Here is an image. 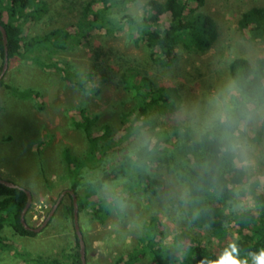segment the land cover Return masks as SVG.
Wrapping results in <instances>:
<instances>
[{"label": "rangeland", "instance_id": "374dc122", "mask_svg": "<svg viewBox=\"0 0 264 264\" xmlns=\"http://www.w3.org/2000/svg\"><path fill=\"white\" fill-rule=\"evenodd\" d=\"M43 1L47 4L48 12L41 21L28 24L25 34L29 38L59 28L70 31L79 18L82 2L87 0ZM147 1L139 0L129 13H142ZM192 7L195 8V5ZM251 8H264V0H207L202 13L216 21L218 40L214 48L204 55L177 51L179 64L171 70H161L151 65L146 47L142 44L136 47L126 32L111 37L97 30L92 32L89 42L52 56L62 73L55 68L9 60L3 77L5 85L0 87V179L31 194V206L24 217L25 223L33 229L40 228L61 194L70 190L69 185L73 181L67 176L63 152L69 149L74 156L82 157L88 150V141L82 131L84 122L79 114L81 109L90 118H100L92 128L95 135L103 136V129L107 127L114 140L125 135L130 125L141 124V120L134 122L136 100L118 84L115 74L107 84H100L97 75L95 82L87 86L89 92H83L65 79L64 72L74 80L84 79L93 70L94 53L100 51L102 60L112 65L115 71L122 64L127 68L138 67L146 71L154 83L173 82L182 89L185 99L182 112L170 118L162 127L184 122L198 130L208 129L217 121L213 118L214 97L230 81V62L237 57L254 62L264 56V42L250 41L248 34L238 28L241 15ZM168 18V15L162 18L165 26L169 25ZM36 56L47 63L52 62L47 52ZM94 88H98L99 93H95ZM32 89L39 93V98H23L22 95ZM127 117L128 120L123 123ZM155 117L159 122V117ZM151 137L152 133L146 131L130 136L109 152L107 158L116 161L121 157H132ZM253 146L250 156L252 163L248 166H244L237 156L238 166L249 175L245 184L237 188L243 194H238L242 208L253 207V194L261 192L264 186V143ZM150 173L163 182L156 197L124 195V202L118 211H113L107 218L105 225L93 221L89 214L79 215L86 264H116L121 258V264H124L136 247L144 245L140 243L141 238H145L147 243L146 232L154 218L160 222L158 231L162 233L156 238L158 245L159 241L171 243L176 234L188 231L219 258L225 252H232L230 245L234 244L235 236L218 241L207 231H198L187 225L181 214L186 190L175 177L154 165ZM85 177L83 184L86 187L89 183L95 184L101 173H89ZM120 188V181L107 183L93 199L111 201ZM83 192L81 188L80 195ZM69 204L70 199L65 195L51 223L36 237L21 238L5 227L2 235L6 244L0 251V264H38L36 259L48 261L54 258L62 264H74L75 230L72 219L67 218L64 210ZM38 214L42 220L34 221ZM140 264L151 263L146 257ZM249 264H254V261Z\"/></svg>", "mask_w": 264, "mask_h": 264}, {"label": "trees", "instance_id": "16d2710c", "mask_svg": "<svg viewBox=\"0 0 264 264\" xmlns=\"http://www.w3.org/2000/svg\"><path fill=\"white\" fill-rule=\"evenodd\" d=\"M138 1H83L79 18L70 27V31L59 28L29 38L25 34L28 24L42 20L43 15L48 12L47 4L43 0H0V27L6 33L8 59L33 63L43 68H55L62 73L52 56L89 42L94 30L103 31L111 37L126 32L136 47L140 44L146 47L151 65L161 70H171L179 64L177 51L204 55L214 48L218 40L216 21L202 13L207 0H148L142 13H129ZM166 15L169 16L168 26L162 22ZM238 28L248 34L250 41L264 42V8H251L243 13L238 21ZM4 50L0 33V72L4 63ZM42 52H47L51 63L36 56ZM101 57L100 51L94 53L93 70L84 79L74 80L64 72L65 79H69L81 91L89 92L87 86L95 82L97 75L100 77V84H107L115 74L118 84L136 100L134 122L141 120V124L130 125L125 135L114 140L107 127L103 129V136L95 135L92 128L100 118H90L85 110L79 111L84 122L82 131L88 141V150L82 157L74 156L69 149L63 152L67 176L73 181L69 185V191H73L76 196L78 219L79 215L86 213L93 221L105 225L107 218L113 211H118L124 202V195L144 194L156 197L163 182L150 173V168L154 165L175 177L184 186L186 198L181 214L187 225L198 231H207L218 241H223L230 235L235 236L238 258L247 259L248 264L252 263L253 254L264 249V186L259 193L252 191L253 207H240L238 194L241 191L237 188L245 184L249 175L238 166L235 154L223 150L220 137L222 126L216 121L210 128L202 130L184 122L171 123L168 128L162 127L170 118L182 112L185 100L182 89L173 82L156 84L146 71L138 67L127 68L122 64L118 65L116 72ZM228 77L230 81L235 79L246 82L249 87L264 86V56L254 62L244 57L235 58L228 65ZM4 85L2 79L0 87ZM99 91L94 88L95 93ZM22 96L37 99L39 93L32 89ZM155 115L159 117V122ZM125 120L128 117L124 118L123 123ZM142 131L152 133V137L132 157H121L116 161L107 158L109 152L126 142L130 136ZM252 131V136L249 133L250 143L263 144L264 123ZM105 163L109 165L106 166ZM94 172L101 173L100 179L85 187V175ZM117 181L121 182V188L111 201L93 199L105 184ZM81 188L84 190L83 195H80ZM69 191L66 196L69 197L70 204L64 210L67 218L73 221V199ZM26 204L27 195L23 190L0 185V251L4 248L3 244H6L2 235L5 227H9L14 235L21 238L37 236L38 233L26 230L21 223ZM50 223L51 221L48 225ZM149 226L146 232L147 243L145 238H141L140 243L143 242L144 245L136 247L124 264H140L146 257L151 264H212L220 259L188 231L176 234L171 243L159 241L158 245L155 241L158 235H162L158 231L160 222L154 218ZM75 241L73 263L81 264L76 234ZM122 260L119 259L116 264H121ZM36 263L62 264L57 258L48 261L36 259Z\"/></svg>", "mask_w": 264, "mask_h": 264}, {"label": "clouds", "instance_id": "9594fccd", "mask_svg": "<svg viewBox=\"0 0 264 264\" xmlns=\"http://www.w3.org/2000/svg\"><path fill=\"white\" fill-rule=\"evenodd\" d=\"M214 107L213 118L222 126L223 150L235 154L244 166H248L252 163L250 156L254 148L249 141L250 130L264 123V86L249 87L246 82L231 80L214 97ZM230 247L232 252H225L212 264H248L247 259L238 258L235 244ZM253 257L254 264H264V249Z\"/></svg>", "mask_w": 264, "mask_h": 264}, {"label": "water", "instance_id": "95a60500", "mask_svg": "<svg viewBox=\"0 0 264 264\" xmlns=\"http://www.w3.org/2000/svg\"><path fill=\"white\" fill-rule=\"evenodd\" d=\"M0 33L2 34V38H3V42H4V46H5V57H4V63H3V67L2 70L0 72V81L3 79L4 75L6 74V71L8 69V56H7V47H6V43H7V39H6V33L5 30L0 27ZM0 185H4L6 187L12 188V189H20L18 186L14 185L13 183L9 182V181H4L2 179H0ZM23 190V189H21ZM26 195H27V204L26 207L22 213L21 216V223L23 224L24 228L26 230L32 231L34 233H40L45 227H47L48 223L51 221L52 217L54 216V213L57 209V207L59 206L62 198L66 195V193H62L59 200L57 201V203L55 204V206L52 208V210L50 211L48 217L46 218L45 222L42 224V226L38 229H33L31 227H29L24 220V217L26 215V213L28 212L30 206H31V194L26 191L23 190ZM69 195L72 197L73 199V224H74V230H75V234L79 243V253H80V260H81V264H86V251H85V243H84V239H83V235L79 226V219H78V206H77V200H76V196L74 194L73 191H69L68 192Z\"/></svg>", "mask_w": 264, "mask_h": 264}, {"label": "built area", "instance_id": "2783aa9c", "mask_svg": "<svg viewBox=\"0 0 264 264\" xmlns=\"http://www.w3.org/2000/svg\"><path fill=\"white\" fill-rule=\"evenodd\" d=\"M43 218H44V217H43ZM40 220H42L40 214H38V215H36V216L34 217V221H40Z\"/></svg>", "mask_w": 264, "mask_h": 264}, {"label": "flooded vegetation", "instance_id": "af4514ba", "mask_svg": "<svg viewBox=\"0 0 264 264\" xmlns=\"http://www.w3.org/2000/svg\"><path fill=\"white\" fill-rule=\"evenodd\" d=\"M67 191L63 192V193H66Z\"/></svg>", "mask_w": 264, "mask_h": 264}, {"label": "crops", "instance_id": "0c3cea01", "mask_svg": "<svg viewBox=\"0 0 264 264\" xmlns=\"http://www.w3.org/2000/svg\"><path fill=\"white\" fill-rule=\"evenodd\" d=\"M1 65V64H0Z\"/></svg>", "mask_w": 264, "mask_h": 264}]
</instances>
